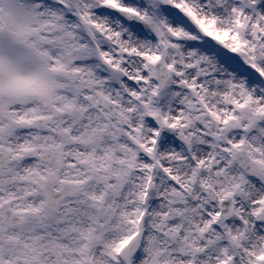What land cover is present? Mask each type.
<instances>
[{"label":"snow or ice","instance_id":"6c2138e0","mask_svg":"<svg viewBox=\"0 0 264 264\" xmlns=\"http://www.w3.org/2000/svg\"><path fill=\"white\" fill-rule=\"evenodd\" d=\"M0 264H264V0H0Z\"/></svg>","mask_w":264,"mask_h":264}]
</instances>
